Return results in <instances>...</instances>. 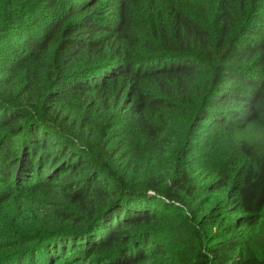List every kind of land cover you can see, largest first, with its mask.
I'll return each instance as SVG.
<instances>
[{
	"label": "trees",
	"instance_id": "16d2710c",
	"mask_svg": "<svg viewBox=\"0 0 264 264\" xmlns=\"http://www.w3.org/2000/svg\"><path fill=\"white\" fill-rule=\"evenodd\" d=\"M0 264H264V0H0Z\"/></svg>",
	"mask_w": 264,
	"mask_h": 264
}]
</instances>
